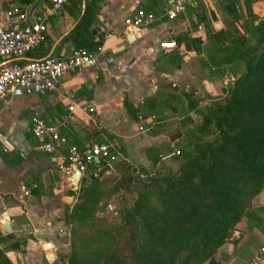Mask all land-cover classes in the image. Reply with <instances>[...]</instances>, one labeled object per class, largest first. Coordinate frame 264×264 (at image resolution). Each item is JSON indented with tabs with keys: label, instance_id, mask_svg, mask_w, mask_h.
Returning a JSON list of instances; mask_svg holds the SVG:
<instances>
[{
	"label": "crops",
	"instance_id": "obj_1",
	"mask_svg": "<svg viewBox=\"0 0 264 264\" xmlns=\"http://www.w3.org/2000/svg\"><path fill=\"white\" fill-rule=\"evenodd\" d=\"M173 1L71 0L60 13L48 19L42 45L22 59L69 54L76 48L69 36L72 29L86 6L96 4L89 37L99 42L112 61L107 64L99 59L95 66L66 75L55 91L34 94L14 89L0 106V236L11 234L26 241L21 245L25 252L18 257L19 261L11 257L14 251H7L14 264H45L44 258L52 262L53 255L68 250L63 236L66 230L63 209L67 198L73 197L68 192L75 193L81 180L74 181L59 173L58 168L64 163L63 152L52 155L41 149L30 132L33 117L57 126L60 134L81 150L99 142H113L118 153L115 162L121 158H147V146L167 137L154 130L159 122L154 115L156 108L168 104L170 110L188 112L190 93L203 96L221 91L220 76L209 75L220 60L213 55L217 49L208 34L225 28L226 5L233 1L240 28L251 16L253 24L264 19L263 0H196L193 9L174 20L162 16L152 26L141 29L124 25L125 17L137 8L163 15ZM10 4L22 6L36 16L47 7L48 1L0 0V23L6 21ZM196 13L201 15L197 17ZM184 35L199 38L200 51L188 48L180 40ZM170 39L176 40V48L159 47L160 41ZM198 62L204 71L199 69ZM190 87L196 90L190 91ZM66 90L76 93L93 111L76 110L64 121ZM125 99L136 109V117L127 112ZM234 237L237 242L223 243L215 258L221 264H248L264 244V189L252 200L250 214L236 224Z\"/></svg>",
	"mask_w": 264,
	"mask_h": 264
},
{
	"label": "trees",
	"instance_id": "obj_2",
	"mask_svg": "<svg viewBox=\"0 0 264 264\" xmlns=\"http://www.w3.org/2000/svg\"><path fill=\"white\" fill-rule=\"evenodd\" d=\"M95 9V3L87 5L72 29L69 36L76 47L92 51L99 45L89 37ZM226 12L230 20L225 28L210 32L208 37L224 63L243 60L246 70L235 79L228 102L216 105L204 120L202 127L215 131V136L207 139L204 133L196 141L189 138L183 145L177 143L186 164L181 167L174 194L164 206L151 210L154 221L148 227L147 249L139 264H221L214 254L226 241L237 242L236 224L250 214L252 200L264 189V19L253 24L251 16L240 28L233 1L226 5ZM180 40L200 51L199 38L184 35ZM124 106L131 116H137L127 99ZM156 155V151L150 152L154 164ZM106 168L102 160L88 163L89 174L80 180L88 182L81 188L84 202L74 205L71 217L89 208L96 177ZM71 217L64 213L65 224ZM138 221L140 216L134 214L123 226L129 225L126 229L131 231ZM1 243L6 244L0 246V264H13L7 251L19 250L26 241L9 234L0 236ZM82 262L72 250L68 264Z\"/></svg>",
	"mask_w": 264,
	"mask_h": 264
},
{
	"label": "rangeland",
	"instance_id": "obj_3",
	"mask_svg": "<svg viewBox=\"0 0 264 264\" xmlns=\"http://www.w3.org/2000/svg\"><path fill=\"white\" fill-rule=\"evenodd\" d=\"M200 15L196 13L197 17ZM229 20L228 15L226 23ZM248 43L254 44L255 41L248 40ZM213 55L220 61L215 69L209 71V75L220 76L221 91L203 96H199L197 92L190 93L191 104L188 106V112H185V109L179 112L170 110L168 104H165L166 106L162 104L156 108L154 115L159 122L155 124L154 130L158 133L163 132L167 137L164 141L160 139L158 143L147 146V158L138 160L121 158L99 173L96 177L93 200H89L87 203L89 208L83 210L78 217H71V215H73L74 205L84 202V199L80 197L81 188L88 186V182L80 183L75 193L69 191L68 194L72 193L73 197L67 198L68 203L63 209V220L64 213L71 217L69 223L64 222L66 230L63 236L68 250L56 256L53 255L50 259L53 260L52 262L44 258L45 264H68L72 250L78 252L79 258L83 261L81 264H139L141 262L142 251L147 249L146 239L148 240L150 236L148 227L154 221L151 210L156 206H164L168 197L174 194L178 177L182 173L181 167L186 164H184L182 153L177 154L176 150L180 151V145L185 144L189 138L196 141L204 133L207 139L215 136V131L211 132L202 127L204 120L216 105L228 102L227 99L231 95L230 89L235 79L246 70L243 60L224 63L221 61L220 52L216 51ZM198 67L202 70L203 66L200 63ZM193 90L196 89L190 87V91ZM151 151L157 152L155 164L150 157ZM134 214L140 216V221L136 222V228L130 231L126 229L129 225L124 227L123 222ZM11 251L15 252L11 254L14 261H19L18 257L20 258L25 252L21 247L19 250Z\"/></svg>",
	"mask_w": 264,
	"mask_h": 264
},
{
	"label": "built area",
	"instance_id": "obj_4",
	"mask_svg": "<svg viewBox=\"0 0 264 264\" xmlns=\"http://www.w3.org/2000/svg\"><path fill=\"white\" fill-rule=\"evenodd\" d=\"M47 1V7L39 10L36 16H32L22 6L10 4L6 11V21L0 23V63H2L0 65V106L6 101L8 93L14 89L20 88L34 94L55 91L59 89L66 75L75 73L82 67L95 66L99 59H103L107 64L112 61L101 45L92 51L76 47L62 57L45 56L22 60L28 53L42 45L46 38L48 19L60 13L71 0ZM196 4V0H174L163 15L137 8L125 17L124 25L134 29L148 28L162 16L168 20H174L193 9ZM101 31L105 32V29L102 28ZM177 46L174 39L159 42V47L163 50L174 49ZM63 97L67 110V113L63 115L64 121L76 110L84 113L93 111L92 106L82 101L72 91H64ZM138 118L142 119L140 115ZM30 132L40 142V147L44 152L52 155L63 152L64 163L59 166L58 170L64 176L71 177L78 171L82 179L89 174L88 163L94 160V157L98 158L96 162L102 160L107 166H111L118 157L113 142H99L89 146L87 150H81L69 143L67 138L60 134L57 126L37 116L31 119ZM176 153L178 154L179 150H176ZM263 263L264 244L258 248L248 264Z\"/></svg>",
	"mask_w": 264,
	"mask_h": 264
},
{
	"label": "water",
	"instance_id": "obj_5",
	"mask_svg": "<svg viewBox=\"0 0 264 264\" xmlns=\"http://www.w3.org/2000/svg\"><path fill=\"white\" fill-rule=\"evenodd\" d=\"M94 160H98V158L97 157H94ZM71 178L74 180V181H79L80 180V176H79V172L78 171H76L72 176H71ZM4 226L6 227V228H9V224L8 223H5L4 224Z\"/></svg>",
	"mask_w": 264,
	"mask_h": 264
}]
</instances>
